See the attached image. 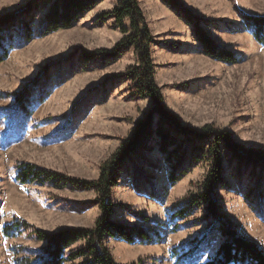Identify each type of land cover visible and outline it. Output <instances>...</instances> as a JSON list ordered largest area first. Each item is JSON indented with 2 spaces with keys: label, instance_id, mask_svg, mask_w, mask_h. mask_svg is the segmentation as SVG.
<instances>
[{
  "label": "rangeland",
  "instance_id": "374dc122",
  "mask_svg": "<svg viewBox=\"0 0 264 264\" xmlns=\"http://www.w3.org/2000/svg\"><path fill=\"white\" fill-rule=\"evenodd\" d=\"M116 1L102 0L66 29L44 32L45 11H39L27 14L23 28L0 30L6 52L0 60V264H37L44 243L30 235L33 229H90L100 215L93 189L58 181L22 185L16 180L18 165L94 181L100 165L151 109L148 98L132 96L131 83L122 77L136 64L133 50L115 59L82 58L84 52L109 51L120 40L113 20L100 18ZM138 1L153 37L154 78L164 107L186 127L209 125L245 149L264 151V44L255 40L248 18L264 17V0H174L176 8L164 0ZM30 2L0 0V20L24 19ZM196 30L235 61L206 54ZM207 170V158L185 161L171 183V167L155 147L127 158L112 189L111 221L142 228L149 240L129 244L106 238L113 260L203 264L212 259L223 236L200 199ZM222 177V187L213 193L220 216L264 250V173L225 160ZM16 222L28 229L5 237L3 228ZM83 246L76 243L65 255Z\"/></svg>",
  "mask_w": 264,
  "mask_h": 264
},
{
  "label": "trees",
  "instance_id": "16d2710c",
  "mask_svg": "<svg viewBox=\"0 0 264 264\" xmlns=\"http://www.w3.org/2000/svg\"><path fill=\"white\" fill-rule=\"evenodd\" d=\"M102 0H32L28 5V13L24 19L8 17L0 20V30L8 25L25 27L27 14L45 11L44 32H54L72 26L76 20L92 11ZM167 5L177 7L174 0H164ZM102 19H112L114 26L121 34L120 40L111 50H95L82 53V58L90 62L98 57L118 58L125 50L131 49L137 56L136 64L126 69L122 75L131 83L132 96L137 99L148 98L151 109L144 119L137 120L128 136L117 150L99 167V176L94 181H80L64 178L57 173L32 164L18 165L16 180L19 184H43L47 181H58L93 189L100 212L93 228H61L49 233L39 229L30 232L44 246L38 251L41 256L37 264H64L66 261L86 258L84 264H117L106 244V238L118 237L126 243L133 244L136 240H149V233L142 228H129L111 221L113 206L110 203L112 189L127 158L136 153L152 151L153 147L164 156L171 172L169 180L175 183L179 176L175 169L181 163L207 158L208 170L201 182L200 199L206 204L207 217L215 222L223 236L216 254L203 264H264V250L254 242L238 235L228 221L221 217L213 193L223 185V162L235 160L257 166L264 173V151L245 149L236 143L229 133L218 131L205 125L200 129L184 126L179 117L168 111L163 105L160 88L154 78V64L151 55L153 37L146 23L138 0H117L115 6L100 15ZM252 24L255 40L264 44V17H248ZM190 21V17H187ZM31 20V19H30ZM127 21V26L124 22ZM198 41L205 53L223 62H234L231 53L216 49L215 45L200 31L196 30ZM2 37L0 36V42ZM0 46V60L5 56ZM18 98L17 100H21ZM19 107L22 102L17 103ZM17 106V108H18ZM28 226L21 222L4 227L2 234L7 238L26 231ZM76 243L84 246L78 250L66 251ZM195 250L197 246L194 247ZM17 264H30L19 261ZM135 264V263H132Z\"/></svg>",
  "mask_w": 264,
  "mask_h": 264
}]
</instances>
